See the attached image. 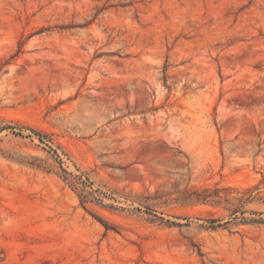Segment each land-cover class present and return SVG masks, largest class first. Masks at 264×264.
Returning a JSON list of instances; mask_svg holds the SVG:
<instances>
[{"label": "rangeland", "instance_id": "1", "mask_svg": "<svg viewBox=\"0 0 264 264\" xmlns=\"http://www.w3.org/2000/svg\"><path fill=\"white\" fill-rule=\"evenodd\" d=\"M252 211L264 0H0V264H264Z\"/></svg>", "mask_w": 264, "mask_h": 264}, {"label": "trees", "instance_id": "2", "mask_svg": "<svg viewBox=\"0 0 264 264\" xmlns=\"http://www.w3.org/2000/svg\"><path fill=\"white\" fill-rule=\"evenodd\" d=\"M4 128H8V129H11L14 133L18 134V135H22L21 134V128L19 130H17V132H15V128L16 126H11V125H7V126H3L2 129ZM30 131L36 135H38V137L40 139H44V134H42L41 132H38L37 130H34L33 128H29ZM41 141H45L44 140H41ZM49 148L52 150V152L54 153V155L59 159L60 161V158H59V155L57 154V150L56 149H53L51 146H49ZM61 170L65 173V174H68V175H71L69 172H67L64 168H61ZM64 178H67V176H63ZM73 181L71 182V184L74 186L75 183H79L83 188L85 187H91V182L88 180L87 177H83L81 174L80 175H75L72 177ZM82 191L84 189H81ZM95 191V190H93ZM92 191V192H93ZM87 192L84 193L82 192L80 194V200L82 203L86 202L88 200L87 198ZM252 213L254 214V216H251V217H247V216H241L240 217V220L243 221V222H254V223H261V222H264V219L263 217L261 216L262 215V212H258V211H252ZM154 217L156 219H159L160 222H164L165 224L167 225H182L181 223L179 222H175V221H172V220H168V219H164L163 217H160V216H157L156 214H153ZM99 221L102 223V225L106 228V229H109V228H112V226L106 222L105 220H103L102 218H98ZM206 222L208 223V227H217V226H221V222L219 219H215V218H211L209 220H206Z\"/></svg>", "mask_w": 264, "mask_h": 264}]
</instances>
